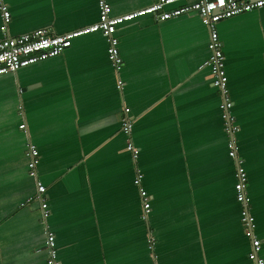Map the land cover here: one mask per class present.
<instances>
[{"label": "crops", "instance_id": "obj_1", "mask_svg": "<svg viewBox=\"0 0 264 264\" xmlns=\"http://www.w3.org/2000/svg\"><path fill=\"white\" fill-rule=\"evenodd\" d=\"M2 1L10 36L39 28L62 34L97 19L96 0ZM150 1L107 0L111 14ZM216 30L252 236L264 261V6L219 20ZM114 36L120 90L98 31L73 38L53 58L0 74V264H46L38 204L20 206L35 190L27 141L37 148L60 264H254L234 199L221 96L209 70L198 69L209 55L207 28L194 13L161 22L141 15ZM123 106L135 157L120 130ZM136 170L149 196L146 221Z\"/></svg>", "mask_w": 264, "mask_h": 264}, {"label": "built area", "instance_id": "obj_2", "mask_svg": "<svg viewBox=\"0 0 264 264\" xmlns=\"http://www.w3.org/2000/svg\"><path fill=\"white\" fill-rule=\"evenodd\" d=\"M264 6V0H151L147 5L132 9L119 14H111L107 0H96L97 19L95 22L83 27L67 31L62 34L47 33L44 29H35L19 35L8 34V23L10 14L7 5L0 0V74L13 73L16 70L39 61L53 58L68 48L71 40L80 35L98 31L106 42L105 53L107 60L115 75V87L120 90L122 81L118 71L122 66V60L118 52L117 38L114 36L116 27L125 21H130L141 15H150L156 21H165L181 15L194 13L207 28L209 51L208 57L198 65V69L206 67L210 75L211 85L218 89L221 101L218 104L220 116L224 121V130L228 135L226 147L230 156L234 157V199L240 205V222L246 235L250 238V248L247 258L254 264H263V259L258 257L260 241L252 236L254 219L249 212L248 198L245 193L246 173L242 161L236 156V145L234 133L238 127L230 111L231 101L226 88V76L224 71V58L221 51L216 23L233 15L259 9ZM19 113L20 106H18ZM120 130L128 139L125 149L135 157L137 149L133 146L129 133L132 126V117L129 115L128 107H122L119 118ZM18 128L23 129L21 122ZM25 155L27 157L26 167L28 176L34 180L35 190L32 196L27 197L20 206L35 201L39 207V223L44 233V247L46 249V264H60L57 259L54 234L47 224L49 209L47 205L45 187L36 176V163L38 161L37 148L33 143H25ZM142 174L136 170L133 184L139 187L138 196L140 200L139 218L146 221L149 212V196L143 188H140ZM146 246L149 250L154 246V237L148 232Z\"/></svg>", "mask_w": 264, "mask_h": 264}, {"label": "water", "instance_id": "obj_3", "mask_svg": "<svg viewBox=\"0 0 264 264\" xmlns=\"http://www.w3.org/2000/svg\"><path fill=\"white\" fill-rule=\"evenodd\" d=\"M135 19V18H134ZM134 19H132V20H134ZM132 20H130V21H132ZM125 22H128V21H125ZM125 22H123V23H125ZM229 95V94H228ZM230 101H231V99H230ZM231 106H232V101H231ZM230 109H231V107H230ZM233 116V115H232ZM246 193V192H245ZM247 196V195H246ZM248 198V197H247ZM248 205H249V199H248ZM250 207V206H249Z\"/></svg>", "mask_w": 264, "mask_h": 264}]
</instances>
